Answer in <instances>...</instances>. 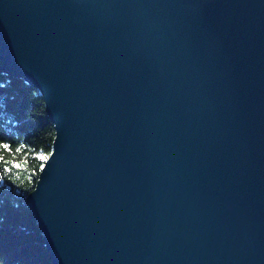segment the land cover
Instances as JSON below:
<instances>
[{"label":"water","instance_id":"water-1","mask_svg":"<svg viewBox=\"0 0 264 264\" xmlns=\"http://www.w3.org/2000/svg\"><path fill=\"white\" fill-rule=\"evenodd\" d=\"M0 70L54 126L51 264H264V0H0Z\"/></svg>","mask_w":264,"mask_h":264},{"label":"trees","instance_id":"trees-1","mask_svg":"<svg viewBox=\"0 0 264 264\" xmlns=\"http://www.w3.org/2000/svg\"><path fill=\"white\" fill-rule=\"evenodd\" d=\"M8 77L11 83H8ZM23 82L17 76H0V112L11 117L5 128L0 129V134H10L7 129H13L29 137L28 143L37 148L42 146L47 152L52 148L55 135L53 123L46 114L38 89ZM14 121L19 122L16 128ZM3 123L0 119V124ZM36 179L33 177L34 181ZM25 187L29 192L33 185L25 181ZM0 201V264H51L26 198L0 191ZM16 202L20 203L19 208L13 207Z\"/></svg>","mask_w":264,"mask_h":264},{"label":"clouds","instance_id":"clouds-1","mask_svg":"<svg viewBox=\"0 0 264 264\" xmlns=\"http://www.w3.org/2000/svg\"><path fill=\"white\" fill-rule=\"evenodd\" d=\"M0 76L7 77L8 74L0 72ZM8 83H11L10 77H8ZM23 83L26 86L28 84L27 81ZM0 119L4 121L3 124H0V129H3L11 117L0 112ZM18 126L19 122L14 121V127ZM7 133L10 134H0V191H10L15 197L27 198L30 194L25 187V181L33 185V192H35L38 185L33 177H37L40 181L42 173L54 155V148L45 152L42 146L37 148L28 143L27 138L29 137H25L13 129H7ZM13 207L19 208L20 203H14Z\"/></svg>","mask_w":264,"mask_h":264}]
</instances>
